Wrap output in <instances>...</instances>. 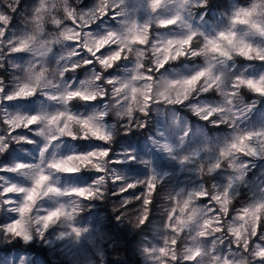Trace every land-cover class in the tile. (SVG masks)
Masks as SVG:
<instances>
[{"label": "clouds", "instance_id": "clouds-1", "mask_svg": "<svg viewBox=\"0 0 264 264\" xmlns=\"http://www.w3.org/2000/svg\"><path fill=\"white\" fill-rule=\"evenodd\" d=\"M0 264H264V0H0Z\"/></svg>", "mask_w": 264, "mask_h": 264}, {"label": "trees", "instance_id": "trees-1", "mask_svg": "<svg viewBox=\"0 0 264 264\" xmlns=\"http://www.w3.org/2000/svg\"><path fill=\"white\" fill-rule=\"evenodd\" d=\"M100 224V227L103 228L105 225H104V217L101 215V216H98V222ZM111 218L109 217V222H108V225L107 227L111 228Z\"/></svg>", "mask_w": 264, "mask_h": 264}, {"label": "rangeland", "instance_id": "rangeland-1", "mask_svg": "<svg viewBox=\"0 0 264 264\" xmlns=\"http://www.w3.org/2000/svg\"><path fill=\"white\" fill-rule=\"evenodd\" d=\"M97 229L98 230L101 229L99 223H97ZM88 243L94 245L95 244V237H90L89 240H88ZM68 251H69V253H71V249H69Z\"/></svg>", "mask_w": 264, "mask_h": 264}]
</instances>
